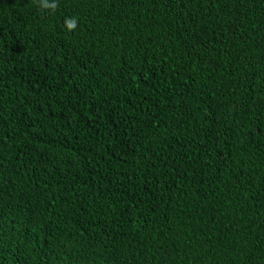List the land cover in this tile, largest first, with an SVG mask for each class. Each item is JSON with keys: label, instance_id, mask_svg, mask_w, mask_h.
Wrapping results in <instances>:
<instances>
[{"label": "trees", "instance_id": "1", "mask_svg": "<svg viewBox=\"0 0 264 264\" xmlns=\"http://www.w3.org/2000/svg\"><path fill=\"white\" fill-rule=\"evenodd\" d=\"M55 2L0 0V264H264V0Z\"/></svg>", "mask_w": 264, "mask_h": 264}, {"label": "clouds", "instance_id": "2", "mask_svg": "<svg viewBox=\"0 0 264 264\" xmlns=\"http://www.w3.org/2000/svg\"><path fill=\"white\" fill-rule=\"evenodd\" d=\"M40 2V6L44 9H55L57 7V3L55 2V0H52V2L50 3L49 0H39ZM66 28L69 31L75 30L77 27V19L75 17H70V18H65L64 21Z\"/></svg>", "mask_w": 264, "mask_h": 264}]
</instances>
